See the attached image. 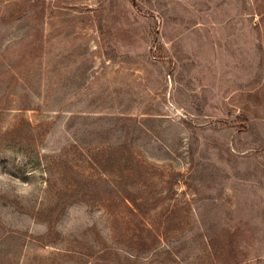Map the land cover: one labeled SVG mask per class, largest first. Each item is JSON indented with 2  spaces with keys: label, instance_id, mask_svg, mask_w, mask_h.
I'll list each match as a JSON object with an SVG mask.
<instances>
[{
  "label": "rangeland",
  "instance_id": "1",
  "mask_svg": "<svg viewBox=\"0 0 264 264\" xmlns=\"http://www.w3.org/2000/svg\"><path fill=\"white\" fill-rule=\"evenodd\" d=\"M0 264H264V0H0Z\"/></svg>",
  "mask_w": 264,
  "mask_h": 264
}]
</instances>
